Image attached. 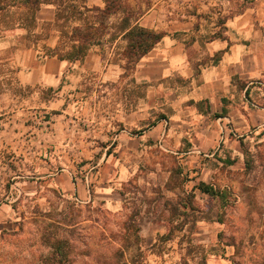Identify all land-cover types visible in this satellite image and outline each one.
Returning <instances> with one entry per match:
<instances>
[{"label":"rangeland","instance_id":"obj_1","mask_svg":"<svg viewBox=\"0 0 264 264\" xmlns=\"http://www.w3.org/2000/svg\"><path fill=\"white\" fill-rule=\"evenodd\" d=\"M129 2L142 9L140 24L188 45L264 6ZM11 11L0 28L26 13ZM55 12L41 6L34 34L17 24L0 30V264H52V232L70 239L74 264H264V117L250 113L264 102L249 93L237 100L249 107L226 122V141L215 115L196 132L191 114L171 119L166 94L183 80L146 77L153 71L142 58L125 76L110 62L124 42L94 46L82 61L46 56L59 40ZM192 59L208 62L199 51ZM201 182L221 195L201 192Z\"/></svg>","mask_w":264,"mask_h":264},{"label":"crops","instance_id":"obj_2","mask_svg":"<svg viewBox=\"0 0 264 264\" xmlns=\"http://www.w3.org/2000/svg\"><path fill=\"white\" fill-rule=\"evenodd\" d=\"M223 26L225 38H195L190 45L167 34L142 58L153 71L148 73V69L146 77L183 80L166 94L168 103L175 108L171 119L185 122L182 117L191 114L190 123L198 132L203 131L201 123L218 116L214 121L220 124L221 142L228 139L224 134L226 122H234L236 115L241 116V109L249 107L248 100H237L249 93L264 102V6L248 7L228 18ZM195 51L208 56V62L199 66L198 73L192 59ZM199 103L206 105L205 110L200 109ZM251 105L258 110L250 108V113L264 117V105ZM227 110L228 114L223 115Z\"/></svg>","mask_w":264,"mask_h":264},{"label":"trees","instance_id":"obj_3","mask_svg":"<svg viewBox=\"0 0 264 264\" xmlns=\"http://www.w3.org/2000/svg\"><path fill=\"white\" fill-rule=\"evenodd\" d=\"M44 3L53 4L56 8L54 22L59 34L56 46H44L45 55L60 60L82 61L94 46L102 47L106 41H110L115 48L120 49L118 42L122 41L125 44L123 50L114 52L110 62L119 65L125 76L134 71L140 59L167 35L164 31L140 24L138 15L142 9L133 7L129 0H104V6H90L88 0H0V15L11 13V8L26 10L22 21L4 22L0 30L14 29L17 24L19 28L27 30L28 34H34L38 28L37 14ZM115 16H118L116 21L113 20ZM225 22L226 19L221 21L222 24ZM224 31L223 26L210 39L225 38ZM34 36L44 40L49 37L48 34L42 36L41 33ZM205 63L195 67L196 73L200 71L199 66ZM197 188L206 194L221 195L218 189L205 182L199 183ZM189 206L194 209L193 204L189 203ZM124 229L131 228L125 224ZM53 234L48 233L46 237L52 249L50 263L74 264L70 239L52 236ZM122 238L125 241L130 239L129 235ZM119 251L124 253L123 247Z\"/></svg>","mask_w":264,"mask_h":264}]
</instances>
